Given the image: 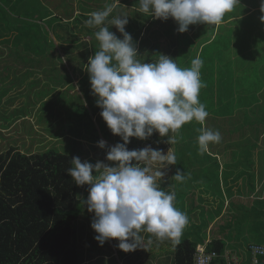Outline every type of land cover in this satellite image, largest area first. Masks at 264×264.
<instances>
[{"label":"trees","instance_id":"16d2710c","mask_svg":"<svg viewBox=\"0 0 264 264\" xmlns=\"http://www.w3.org/2000/svg\"><path fill=\"white\" fill-rule=\"evenodd\" d=\"M129 3L134 9L125 14L129 21L125 30L133 37L139 54L137 58L145 63L155 62L158 54H163L162 45L166 42L164 39L173 36L174 20L169 18L162 21L140 13L138 0H129ZM98 5L100 6L98 11L104 10L106 6H111V1L108 3L102 0ZM72 11L70 13L66 10L57 16H46H52L46 19L53 21L49 27L39 24L28 25L25 21L15 30L13 44L18 46L22 59L30 60L36 75L47 77L42 85L49 83L50 87L54 88L60 97L61 107L67 112L69 110L75 112L79 105L82 108L81 101L68 100L71 99L69 96L72 97L68 95L71 88L80 92L78 97L86 102L93 116L92 131H86L85 140L89 138V141L93 142L91 146L101 150L97 143L102 139L107 140V146H114L123 141L111 133L102 119L100 115L102 109L97 106L98 97L92 93L89 73L86 70L89 57L99 51V42L94 35L98 28L86 24L94 10L82 8L77 14L76 11ZM115 14L117 15L116 9ZM112 16L111 13L105 23L109 30L114 32L116 28L109 22ZM189 27L195 29L196 26ZM189 30L191 32H177L171 43L174 47L166 49L169 57L182 69L189 68L193 59L197 57L202 59L200 79L204 86L200 89L199 100L201 98L208 100L214 95L215 100L221 102L225 99L228 102L208 107L211 116L203 124L193 120L183 125L178 134L169 132V136H176L175 144L165 143L167 137L162 138L154 132L147 140L130 138L131 142L127 147L132 150L151 145L165 152L171 148L177 157L176 165L169 166L165 171L162 169L165 175L159 186L164 191L175 194L174 206L177 209L181 207L186 209L188 204L191 207L195 206L196 193H193L192 201L183 200L192 192L191 184L195 188H200L202 195L205 196L213 187L212 182L205 181L215 180L220 192L226 191L227 198L230 197L229 201L221 203L219 201L213 203L212 200L215 199L207 198V201L216 206L220 213L217 215L220 216L225 210H230L232 222L236 219L244 226L241 230L250 229L264 235L262 219L264 175L260 162L264 163V75L261 79L258 77V64L264 66V56L259 60H255L256 57L252 61H246L245 64L249 65L244 70L242 65H236L237 58L233 62L227 61L229 64L226 65L224 56L228 43H231L228 36L232 30L225 35L217 33L199 43L190 41H194L192 38L194 32L190 28ZM195 30L203 31L201 28ZM207 30L199 32L198 35L200 37L206 35ZM214 32L213 28L212 35ZM50 33L53 34L54 40L49 37ZM81 33L91 38L82 39ZM116 35L123 38L120 33ZM9 38L8 36L1 40ZM258 48L263 52L264 44H259ZM184 52L187 56H184ZM228 55L230 57L229 52ZM58 74L65 78L55 79L54 76ZM54 80L57 82H53ZM71 92L76 94L74 90ZM74 104L76 108L71 110L75 107ZM84 106L86 107L85 104ZM235 109H238V115L235 114ZM67 117H70L68 113ZM79 120L82 121L76 119ZM201 127L218 130L221 134L220 142L209 144L208 150L203 153L199 151L197 141L200 134L198 129ZM74 141L78 142L75 146L76 152L82 153L84 141L78 139ZM107 150V147L101 150L105 160ZM73 157L75 155L55 149L43 153L24 154L14 147L0 154V264H94L105 256V252L99 249L100 244L89 229L94 213L88 212L87 206L81 202L87 195H81L82 186H77L66 173L68 168L73 167L71 163ZM82 157L84 155L79 154L81 161ZM86 160L90 162L91 158L87 156ZM177 169L185 173V185H179L181 182L171 178ZM186 186H190L191 189ZM258 190L261 193L256 192ZM254 193L260 194V197H254ZM179 197L183 201H176ZM237 197L244 199L236 200ZM213 210L215 211L214 208ZM141 235L146 245L149 238L153 243L147 245L146 249L137 248L128 252L129 256L134 255L137 258L133 264H195L199 244L205 245L206 252L217 253L211 264H229L230 256L240 258L235 248L228 250V245L222 238L207 237L205 242L185 239L174 243L173 240L157 241L146 232H142ZM256 243L258 242L249 243V250L250 245ZM158 250L162 251L161 257L155 256ZM98 251L101 253L98 254ZM240 259L237 264L244 263V257ZM161 260L163 263H159ZM87 261L89 263H86ZM257 264H264V258H259Z\"/></svg>","mask_w":264,"mask_h":264},{"label":"clouds","instance_id":"9594fccd","mask_svg":"<svg viewBox=\"0 0 264 264\" xmlns=\"http://www.w3.org/2000/svg\"><path fill=\"white\" fill-rule=\"evenodd\" d=\"M139 12L155 19L172 18L178 25L177 32L188 31L190 25H218L226 13L231 12L240 0H138ZM264 12V0H261ZM113 6L90 13L86 20L89 27L98 28L94 33L99 51L89 57L87 72L97 106L107 127L122 143L107 146L100 140L97 146L107 147L106 160L95 164L73 157V167L66 173L77 186L88 185V196L82 199L90 213H94L91 228L94 237L103 246L106 241L117 240L118 248L132 252L146 249L142 232L157 241L178 242L188 217L174 206L175 194L165 192L157 184L177 157L171 148L165 152L147 145L129 150L130 138L149 139L154 132L167 137L165 143H177L176 136L186 123L195 120L203 124L209 113L199 100L203 60L191 61L189 68H180L171 57L158 54L155 62H141L133 37L125 30L128 16L121 14L110 23L123 37L109 30L106 20ZM264 21V16L261 17ZM197 137L199 151L208 150L209 144L219 143L218 130L201 127ZM155 169V170H154ZM95 172V175L93 174ZM177 182L185 180V173L177 169L171 177Z\"/></svg>","mask_w":264,"mask_h":264},{"label":"rangeland","instance_id":"374dc122","mask_svg":"<svg viewBox=\"0 0 264 264\" xmlns=\"http://www.w3.org/2000/svg\"><path fill=\"white\" fill-rule=\"evenodd\" d=\"M101 1L102 0H0V154L8 151L12 147L17 148L24 154L43 153L47 150L55 149L63 153L73 154L75 157L77 154V157H79V154H81V156L84 155V157H82L83 161L84 158L86 160L88 156L91 158L90 162L93 164L97 161L109 163V161L106 162L104 159L105 156L101 154L102 149L97 150L92 147L91 145L93 142L89 141V138L85 140L84 134L86 131H92L93 116L92 110L86 102L78 97L80 92H78L77 89L71 88L76 94H73L70 90L68 95L72 97L69 96L71 99L68 100L69 102H75L76 100L81 101L83 103L82 108H80L81 105L76 108L74 104L75 107L71 108V110L76 108L75 112L70 110L67 112L64 107H61L60 97L54 91V88L50 87L49 83L44 84V86L42 85L47 77L36 75V72L31 67L30 60L22 59L18 52V46L13 44V39L16 37L15 30L19 28L20 24L25 23V21H27L28 25L33 24V26H36L39 24L40 26L49 27V25H52L53 21H46V19L52 16H46H57L63 14L66 10L70 13L74 10L77 14L78 12L80 13L82 8H91L94 11H98L100 9L98 4H100ZM106 1L108 3L111 1V6H113V16L109 19V22L116 16L126 14L128 11L134 9L129 3V0ZM115 9L117 10V15L115 14ZM262 16H264V12L261 11V0H240V4H237L231 12L226 13L223 21L216 25V28L214 25H195V29L201 28L204 32L205 29H208L206 35L200 37L198 33H202L203 31H197L189 27L194 32L192 36L194 41H190L199 43L208 37L215 36L217 33L225 35L232 30L231 35L228 36L230 39L228 41H231V43H228V49L224 56L225 64L228 65L229 62L227 61L231 60V62H233L237 58L236 65H242V70H244L247 65H249L245 64L246 61H252L256 57L255 60H259L264 56V51L261 52L258 48L259 44H264V21L261 20ZM173 22V36L164 39L166 44L163 42L164 44L162 45L163 54L167 56H169V53L166 49L174 47L171 43L177 35L178 25L175 21ZM213 28L215 32L212 35ZM189 31L188 29V32ZM113 33L116 34L119 32L117 29H114ZM8 36L10 37L9 39L1 40L2 38H8ZM49 37L54 40L52 33H50ZM81 37L85 40L91 38L89 35H84L83 33H81ZM183 47L186 48L184 45ZM183 54L187 56L186 52ZM65 63L67 64V62ZM258 74L259 79L263 78L264 66L261 64H258ZM54 78L61 80L65 77L62 74H58L54 76ZM39 79L41 80L39 81ZM53 82L57 81L54 80ZM81 96H83V93H81ZM200 102L206 106V111L209 113L208 117H210L211 112L208 107L216 103L225 104L228 101L224 99L220 102L218 99L215 100L213 95L208 100L207 98H201ZM256 109H258L257 106ZM237 110L238 109H235L236 115H238ZM67 113L70 117H67ZM242 113L243 112H240V114ZM62 114H64V116H61ZM254 116L256 117V115ZM208 117L206 119L209 120ZM77 118L82 119V121H76ZM58 136L61 138H57ZM75 139L84 141L85 147L82 153L76 152L75 146L78 145V142L74 141ZM102 140L107 142L105 139ZM260 162L261 165H263L262 174L264 175V163L263 161ZM165 170L166 169H164V171ZM162 180V178H158L157 184L161 185ZM185 182L189 184L188 181ZM205 182H212L211 184H213L212 190L205 196L202 195L203 193L200 191V188H195L193 184H189L192 186V192L188 193V196L186 195L187 197L185 199L183 198V200L192 201L194 198L193 193H196L195 196L197 201H195V206L193 207L188 204L186 209L182 207L178 209L188 217V224L184 228L178 242L185 239L205 242L207 237L222 238L230 249L234 250L235 248V250H237V254L240 258L244 257L245 261L242 264H250L252 258L249 250V243L258 242L264 244V235L257 234V232L251 231L250 229H247L248 231L241 230L244 226L236 219L232 222V211L230 210H225L222 215L218 216L217 214L220 213L217 211L216 206L207 201V198L215 199L212 200L213 203H216L215 201L221 203L225 200L229 201L230 197L227 198L228 195L226 191L220 192V188L217 187L218 184L215 180H206ZM262 182L264 183V181ZM179 185H185L184 181ZM190 186H186V188L191 189ZM88 187V185L82 186V196H88ZM87 196L85 197L87 198ZM180 197L177 198L176 201H183ZM238 199L243 200L244 198L237 197L236 200ZM227 217H229L228 220ZM262 219L264 220V216H262ZM211 223L213 224V228ZM89 229L95 237L97 233L94 232L91 226ZM118 243L119 241L117 240H109L106 241L103 246L100 245L99 249L105 252V256H102V259L94 264H133L137 259L136 256H129L128 252L120 250L118 248ZM174 243L177 242L174 241ZM85 247L87 246L85 245ZM100 253L101 251H98V254ZM142 255L143 254H141V257ZM155 256L161 257L162 251H156ZM95 258L96 256L93 257V259ZM86 263H89V261ZM159 263H163V261L161 260Z\"/></svg>","mask_w":264,"mask_h":264},{"label":"built area","instance_id":"2783aa9c","mask_svg":"<svg viewBox=\"0 0 264 264\" xmlns=\"http://www.w3.org/2000/svg\"><path fill=\"white\" fill-rule=\"evenodd\" d=\"M250 251L252 254L251 264H257L259 262V258H264V244H251ZM217 253L214 252H206L205 245L199 244L196 249V257L195 264H211ZM240 261V258L237 256L229 257V264H237Z\"/></svg>","mask_w":264,"mask_h":264},{"label":"crops","instance_id":"0c3cea01","mask_svg":"<svg viewBox=\"0 0 264 264\" xmlns=\"http://www.w3.org/2000/svg\"><path fill=\"white\" fill-rule=\"evenodd\" d=\"M258 188H259V187H258ZM259 189H260V188H259ZM256 192H258V193H259V192H260V190H258V191H256ZM260 193H261V192H260ZM253 195H254V197H258V194H257V193H254ZM259 197H260V195H259ZM259 197H258V198H259ZM228 250H230V251H231L232 249H230V247H228Z\"/></svg>","mask_w":264,"mask_h":264}]
</instances>
